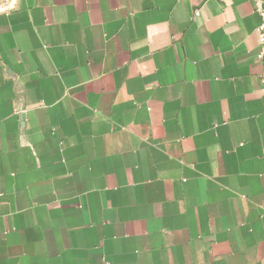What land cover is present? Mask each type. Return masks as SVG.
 <instances>
[{
    "label": "crops",
    "instance_id": "0c3cea01",
    "mask_svg": "<svg viewBox=\"0 0 264 264\" xmlns=\"http://www.w3.org/2000/svg\"><path fill=\"white\" fill-rule=\"evenodd\" d=\"M261 0H0V264H264Z\"/></svg>",
    "mask_w": 264,
    "mask_h": 264
},
{
    "label": "built area",
    "instance_id": "2783aa9c",
    "mask_svg": "<svg viewBox=\"0 0 264 264\" xmlns=\"http://www.w3.org/2000/svg\"><path fill=\"white\" fill-rule=\"evenodd\" d=\"M261 8L259 10L261 15V23L258 27V36L260 43V53L258 54V58L264 57V0H261Z\"/></svg>",
    "mask_w": 264,
    "mask_h": 264
}]
</instances>
